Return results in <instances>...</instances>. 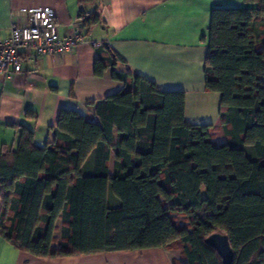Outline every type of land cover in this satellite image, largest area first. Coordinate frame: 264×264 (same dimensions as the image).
Instances as JSON below:
<instances>
[{"label":"trees","instance_id":"trees-1","mask_svg":"<svg viewBox=\"0 0 264 264\" xmlns=\"http://www.w3.org/2000/svg\"><path fill=\"white\" fill-rule=\"evenodd\" d=\"M243 1L210 13L204 85L220 95L218 127L187 123L184 91L116 70L124 59L99 45L94 74L109 67L124 88L85 103L93 121L61 108L43 146L21 126L17 147H2L0 236L40 258L162 247L223 264L205 242L220 231L231 264H264V0ZM80 15L84 27L101 22Z\"/></svg>","mask_w":264,"mask_h":264},{"label":"crops","instance_id":"crops-1","mask_svg":"<svg viewBox=\"0 0 264 264\" xmlns=\"http://www.w3.org/2000/svg\"><path fill=\"white\" fill-rule=\"evenodd\" d=\"M244 5L243 0H91L84 4L78 0H0V38L9 35L12 24H26L32 10L49 7L61 36L70 35L73 24H78L89 40L56 55L25 52L19 70L0 72V153L2 147H17L21 126L33 131L37 145L51 142L50 126L61 108L74 109L93 121L85 103L124 88L123 82L112 78L109 67L102 76L94 74L96 47L92 42L98 46L105 42L124 59L116 70L136 73L161 91H184L187 123L218 127L220 95L204 85L210 13L216 6ZM80 10L97 12L101 22L82 26ZM211 139L216 144L225 141L223 132L216 129ZM92 166L89 155L81 170L89 174ZM54 236L59 237V230ZM186 263L179 249L162 247L40 258L0 236V264Z\"/></svg>","mask_w":264,"mask_h":264},{"label":"built area","instance_id":"built-area-1","mask_svg":"<svg viewBox=\"0 0 264 264\" xmlns=\"http://www.w3.org/2000/svg\"><path fill=\"white\" fill-rule=\"evenodd\" d=\"M83 15L78 21L83 20ZM80 42H89L78 24H73L70 35L61 36L58 24L49 7L34 9L28 14L24 25L12 24L9 35L0 38V72L19 70L22 66V54L56 55L69 52ZM97 47L96 42H92Z\"/></svg>","mask_w":264,"mask_h":264},{"label":"water","instance_id":"water-1","mask_svg":"<svg viewBox=\"0 0 264 264\" xmlns=\"http://www.w3.org/2000/svg\"><path fill=\"white\" fill-rule=\"evenodd\" d=\"M103 45L106 46V43L104 42ZM205 242L208 246L215 249L223 264L232 263L234 253L226 233L213 232L206 237Z\"/></svg>","mask_w":264,"mask_h":264},{"label":"rangeland","instance_id":"rangeland-1","mask_svg":"<svg viewBox=\"0 0 264 264\" xmlns=\"http://www.w3.org/2000/svg\"><path fill=\"white\" fill-rule=\"evenodd\" d=\"M176 217H177V220L181 223V222H183L182 221V217H180V215H176ZM58 224V223H57Z\"/></svg>","mask_w":264,"mask_h":264},{"label":"clouds","instance_id":"clouds-1","mask_svg":"<svg viewBox=\"0 0 264 264\" xmlns=\"http://www.w3.org/2000/svg\"><path fill=\"white\" fill-rule=\"evenodd\" d=\"M113 26H114V27H119L120 25H119V24H114Z\"/></svg>","mask_w":264,"mask_h":264}]
</instances>
